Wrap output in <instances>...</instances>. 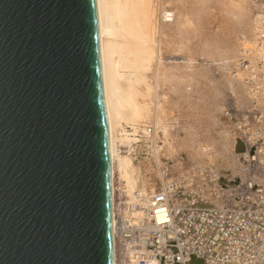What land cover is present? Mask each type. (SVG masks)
Instances as JSON below:
<instances>
[{
  "label": "bare ground",
  "instance_id": "1",
  "mask_svg": "<svg viewBox=\"0 0 264 264\" xmlns=\"http://www.w3.org/2000/svg\"><path fill=\"white\" fill-rule=\"evenodd\" d=\"M245 1L229 0L227 8L236 10L235 18L227 17L230 22L225 20L228 25H222V32L212 27V35L202 38L209 45L200 43L198 51L188 48L189 53H200L211 64H218L220 75L217 73L222 79L218 77L220 82L217 78L215 84L209 68H194L190 73L195 65L192 61L196 60L191 54L186 64L182 60L176 63V59V64L173 60L160 63L166 51L185 53L190 36L200 32L196 24L206 22L203 17L212 15L205 12L208 7L201 9L206 15L197 14L208 0H95L102 96L108 122L114 264H128L135 257L134 251L119 244L117 234L120 218L130 212L127 206L136 205L132 212L143 217L149 198L165 191L168 183L176 182L178 188L162 192L160 204L177 197L197 207L228 208L238 204L243 186L264 182V165L262 174L244 158L247 144L237 131V113L224 107L229 96L225 89L241 109L242 119L252 113L251 103L264 106V97L257 91L252 93L245 83L250 70H242L238 64L242 55L264 57V0H260L262 10L255 17L245 13L249 0ZM209 18L212 23L214 16ZM214 23L215 26L217 22ZM187 67L189 72L185 71ZM252 69L258 71L255 64ZM173 118L177 125H170ZM145 157H150L145 168L135 165L133 158ZM210 263L223 264L221 259Z\"/></svg>",
  "mask_w": 264,
  "mask_h": 264
},
{
  "label": "water",
  "instance_id": "2",
  "mask_svg": "<svg viewBox=\"0 0 264 264\" xmlns=\"http://www.w3.org/2000/svg\"><path fill=\"white\" fill-rule=\"evenodd\" d=\"M0 264H114L95 0H0Z\"/></svg>",
  "mask_w": 264,
  "mask_h": 264
},
{
  "label": "built area",
  "instance_id": "3",
  "mask_svg": "<svg viewBox=\"0 0 264 264\" xmlns=\"http://www.w3.org/2000/svg\"><path fill=\"white\" fill-rule=\"evenodd\" d=\"M261 38L264 39V33ZM263 62L264 57L252 59L244 55L238 60L242 70H250L251 78L245 77V83L250 85L251 92L257 91L264 97ZM253 64L258 71L252 69ZM250 109V116L243 119L237 113V131L247 144L245 160L262 167L264 106L251 103ZM166 186L165 191L149 198L143 217L135 216L132 211L136 205L132 204L127 206L130 212L120 218L119 244L135 253L134 261L128 264H212L210 261L215 263L219 259L223 264H264L263 181L247 186L238 204L228 208L197 207L177 197L160 204L162 192H175L178 188L176 182Z\"/></svg>",
  "mask_w": 264,
  "mask_h": 264
},
{
  "label": "rangeland",
  "instance_id": "4",
  "mask_svg": "<svg viewBox=\"0 0 264 264\" xmlns=\"http://www.w3.org/2000/svg\"><path fill=\"white\" fill-rule=\"evenodd\" d=\"M216 3H215V2ZM224 1H226V0H222V2H221V0H208V2L206 3V2H204V3H202V7L201 8H199L200 10H197V14L199 15V13H205V12H208V14H212V15H210V18L209 19H211V17L213 18V16H214V18H213V21H212V23H214L215 21L217 22L216 23V25L214 26L212 23H210L211 22V20H209L208 21V18L206 17V19H205V16L204 15H206V13L205 14H200L199 16H204L203 17V19H204V21L205 20H207L206 22H201L200 20H202V19H199V21H200V23H198V24H196L197 26H199L198 28H199V33H196V35L197 36H190V38H189V40H190V43H189V45H188V47H186L187 48V50L185 51V53H186V55H185V53L184 54H182V52L181 51H175V50H173V52H168V51H166V53H164L163 54V56H161V59H160V63H163V64H165V63H167V61H168V63H172L173 61H174V64H176V63H179L180 62V60H182L183 61V63H185L186 64V62L187 61H189L188 59V55H190L191 54V56L192 57H194V59H196V60H193L192 61V65H194L193 66V68H190V69H192V71L191 70H189V68L187 67V68H185V71H186V69H187V71L186 72H189L190 71V73H192V72H194V68H196L197 70L199 69V70H207L206 68H209V71H210V73H211V75H210V79H215L214 80V83H215V81H216V79L219 77L220 78V72L218 71V69H219V66H218V64L215 62H213L212 64H211V62L209 61V59L207 60V59H204V56L202 55V54H200V56H199V54L198 53H189L188 52V48H189V50L190 51H198V48H199V46H200V43L202 44V43H205V42H207L205 39H202L204 36H206V35H212V30L215 28V29H217L218 28V30L219 31H217V30H215V32L217 31V32H222L224 29L222 28L223 26L222 25H225V26H227L228 24V22H230V20H231V16H232V19L233 18H235V14H234V11L236 12V10H232V8H230V7H232V6H229V5H231V3L229 2V0H227L226 2H228V3H225ZM245 1V0H244ZM248 1V0H247ZM253 1L254 0H249L248 2H249V4L248 3H246V7H245V13L246 12H248L247 14H249L251 17L253 16V17H255V15H257V13H259L262 9H261V6H260V0H255L254 1V3H253ZM246 2V1H245ZM244 2V3H245ZM208 3H209V5H208ZM213 3V4H212ZM253 3V4H252ZM257 3V4H256ZM220 4H221V6H220ZM224 4V5H223ZM227 4H229L228 6V8L230 9L229 11H228V8H227ZM250 4H252V5H250ZM259 4V5H258ZM205 5V6H204ZM207 5V6H206ZM213 5V6H212ZM223 5V6H222ZM226 5V6H225ZM250 5V6H249ZM219 6V7H218ZM255 6V7H254ZM257 6V7H256ZM258 6L260 7V8H258ZM205 7V9H206V7H208L209 8V11H205V12H203V10H201V9H203ZM223 7V8H222ZM223 10H222V9ZM204 9V10H205ZM219 9V10H218ZM260 9V10H259ZM222 11H224L223 13L224 14H226V19H224L225 18V15H223L222 16ZM227 11V12H226ZM210 12V13H209ZM226 12V13H225ZM231 12H233V13H231ZM251 13V14H250ZM216 14V15H215ZM219 15H221L222 17H223V23H221L222 22V20H221V18H218V17H220ZM198 16V17H199ZM208 16V15H207ZM218 18V19H216V17ZM227 17H229L230 18V20H229V18H227ZM202 18V17H201ZM215 19V20H214ZM218 20L220 21V23L218 22ZM225 20H227L228 22H226ZM198 21V22H199ZM226 24H225V23ZM202 23H206L205 25L204 24H202ZM211 25H210V24ZM208 24V25H207ZM215 24V23H214ZM217 24H218V26H219V24H220V26L218 27L217 26ZM207 25V26H206ZM210 25V26H209ZM201 26H202V28H204V29H202L201 28ZM210 28H209V27ZM206 27V28H205ZM212 27H214L213 29H212ZM211 29V31L209 30V29ZM220 28H221V31H220ZM225 28V27H224ZM205 30V31H204ZM214 31V30H213ZM202 32H203V34H202ZM205 33H207V34H205ZM214 33V32H213ZM201 37V38H200ZM199 38V39H198ZM197 39H198V41H197ZM192 40V41H191ZM194 40V41H193ZM202 40V41H201ZM197 41V42H196ZM215 42H216V40H215ZM206 45L208 44L209 45V42H207V43H205ZM216 44V43H215ZM195 45V46H194ZM199 45V46H198ZM196 47H197V49H196ZM191 49H193V50H191ZM165 52V51H164ZM168 52V53H167ZM177 52H179L180 54H181V56L179 55V53L177 54ZM176 53V54H175ZM187 53H189V54H187ZM169 54H171V55H169ZM175 54V55H174ZM166 55V56H165ZM169 55V56H168ZM185 55V56H184ZM183 56V57H182ZM173 58V59H172ZM168 59V60H167ZM174 59H176V63H175V60ZM187 59V60H186ZM203 59V60H202ZM162 60H165V61H163L162 62ZM173 60V61H172ZM185 60H186V62H185ZM205 60H207L206 62H205ZM209 61V62H208ZM165 62V63H164ZM159 63V64H160ZM184 65V64H183ZM185 66V65H184ZM183 66V67H184ZM208 66V67H207ZM202 67V68H201ZM212 67V68H211ZM218 68V69H217ZM189 70V71H188ZM217 72H219V75H218V73ZM144 73V71L143 72H141V74H143ZM217 73V74H216ZM214 74H216L215 76H214ZM154 76V75H153ZM211 76H213V77H211ZM215 77V78H214ZM219 78L217 79L218 80V82H220V80L222 79V78H220V80H219ZM217 83V82H216ZM215 83V84H216ZM218 84V83H217ZM227 89H225L224 90V92L227 94L228 93V97L225 99V100H227L226 101V103H225V105H227V106H224V107H229V110L230 111H233V113L235 114V113H239L240 111H241V109L240 108H238V106H236L234 103H233V100L231 99V96H230V91L229 90H227ZM161 94V93H160ZM225 94V97L227 96ZM233 103V104H232ZM149 104H151L150 102H149ZM151 106V105H150ZM242 108V107H241ZM235 116H236V114H235ZM238 118V117H237ZM177 125V121H176V119H172L171 121H170V125ZM181 126V125H180ZM242 140H243V138H241ZM244 141V140H243ZM245 142V141H244ZM156 145H157V148H158V146H160V143L158 142V143H156ZM144 153V152H143ZM148 158H150V157H145V158H136V159H134L133 158V161H134V163H135V165H137L138 167H141V169H143V168H145V164L148 162ZM249 166L251 165L252 167H258L257 168V170L258 171H260V172H262V174H263V169L261 168V167H259L258 165H256V164H254V163H250V162H248L247 163ZM261 170H260V169ZM261 174V178L263 177V175ZM138 186H140L141 184H140V181H138ZM246 186H249V185H245V186H243V188H241L242 189V191L244 190V188H246ZM239 192V191H238ZM240 192H241V190H240ZM123 203L125 204V202H124V198H123Z\"/></svg>",
  "mask_w": 264,
  "mask_h": 264
}]
</instances>
